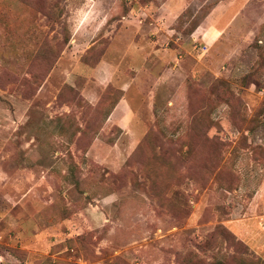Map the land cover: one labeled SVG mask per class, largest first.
Instances as JSON below:
<instances>
[{"label": "rangeland", "instance_id": "rangeland-1", "mask_svg": "<svg viewBox=\"0 0 264 264\" xmlns=\"http://www.w3.org/2000/svg\"><path fill=\"white\" fill-rule=\"evenodd\" d=\"M220 1L0 0V264H264V0Z\"/></svg>", "mask_w": 264, "mask_h": 264}, {"label": "crops", "instance_id": "crops-1", "mask_svg": "<svg viewBox=\"0 0 264 264\" xmlns=\"http://www.w3.org/2000/svg\"><path fill=\"white\" fill-rule=\"evenodd\" d=\"M238 1H239V0H238ZM238 1H237V0H236V1L233 0V1H232V4L235 3V2H238ZM227 2H228V1H223V0L220 1V2L216 5V11L218 12L220 9H223V8L226 9L225 4H226ZM238 4H239V2H238ZM241 4H242V3H241ZM233 10H234V8H232V11H233ZM222 18H223V17H222ZM222 18L218 20V22H217V24H216V27H219V26H220V24L222 23V20H223ZM216 31H217V33H220V32H221V29L216 28ZM128 115H129V114H128ZM128 115H127V116H128Z\"/></svg>", "mask_w": 264, "mask_h": 264}]
</instances>
